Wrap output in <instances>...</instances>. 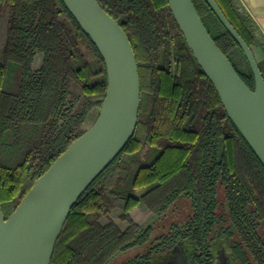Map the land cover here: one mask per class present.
<instances>
[{
  "label": "trees",
  "instance_id": "trees-1",
  "mask_svg": "<svg viewBox=\"0 0 264 264\" xmlns=\"http://www.w3.org/2000/svg\"><path fill=\"white\" fill-rule=\"evenodd\" d=\"M191 1L215 44L253 89L236 42L204 0ZM214 1L251 49L253 31L260 33L255 23L240 16L230 0ZM97 2L121 26L134 52L140 80L137 124L119 155L71 208L49 264H153L178 242L190 264H209L220 248L231 264H264V166L226 115L167 1ZM233 49L243 69L232 60ZM36 56L41 60L33 68ZM258 66L264 76V61ZM71 86L79 91V101L71 97ZM105 89L103 61L62 0H0V208L5 219L85 131ZM181 198L188 202L186 217L159 235L151 223L142 226L129 216L141 206L155 221L163 219ZM115 208L124 229L110 219L100 222Z\"/></svg>",
  "mask_w": 264,
  "mask_h": 264
},
{
  "label": "water",
  "instance_id": "water-1",
  "mask_svg": "<svg viewBox=\"0 0 264 264\" xmlns=\"http://www.w3.org/2000/svg\"><path fill=\"white\" fill-rule=\"evenodd\" d=\"M193 58L234 126L264 166V76L250 47L214 0H204L240 48L253 77L250 89L209 35L191 0H166ZM97 49L106 89L93 124L40 175L5 219L0 208V264H49L71 208L134 134L140 80L131 43L97 0H62ZM178 242L163 258L188 264ZM221 249L211 264L223 258Z\"/></svg>",
  "mask_w": 264,
  "mask_h": 264
},
{
  "label": "rangeland",
  "instance_id": "rangeland-1",
  "mask_svg": "<svg viewBox=\"0 0 264 264\" xmlns=\"http://www.w3.org/2000/svg\"><path fill=\"white\" fill-rule=\"evenodd\" d=\"M196 2L199 3L200 1L196 0ZM230 2L232 4L233 8L235 9V11L240 16H242L244 18H250V16L245 12V10H243V8H242V6L238 0H230ZM204 20H205L206 24L208 25V27L213 32H216V30H217L216 24L214 23V20L212 19L211 15L205 14ZM251 21L253 22L252 19H251ZM253 36H254V42H252L251 50L254 51V53L256 54V57L259 61V64L262 65V61L259 58L258 52H261L262 54H264V36H262L259 32H255V31H253ZM231 58L235 62V64L237 66H239L240 69H243L245 67L244 61H243L239 51L233 49L232 53H231ZM40 60H41L40 56H36V58L34 59L33 68H37L39 66ZM70 95L72 98L77 99L78 101L80 100L79 91L72 86L70 88ZM97 114H98V108L94 107L91 110V112L89 113L88 119L84 125L85 130L93 124V122L95 121V119L97 117ZM136 195L138 196L139 192H137ZM188 211H189L188 210V202L185 199L181 198L177 203H175V205L172 207V209L167 212V214L163 217V219L155 221L154 217L141 206L137 207V209H135L133 211L132 216H133V220L136 223L141 224L142 226H147L148 224L151 223L154 226V234L159 235L171 223H179V222L183 221L184 218L186 217ZM118 212H119V209L115 208L108 215L107 218H101L100 222L104 223V222H106L107 219L111 218L114 221H116L117 223H119L120 225H123V223H121L119 221V218L116 216V214ZM135 252L136 251H133L130 254L135 253ZM119 258L120 257H118L117 259H119ZM153 264H172V263H167L166 258L162 257L156 261L154 260Z\"/></svg>",
  "mask_w": 264,
  "mask_h": 264
},
{
  "label": "crops",
  "instance_id": "crops-1",
  "mask_svg": "<svg viewBox=\"0 0 264 264\" xmlns=\"http://www.w3.org/2000/svg\"><path fill=\"white\" fill-rule=\"evenodd\" d=\"M238 1L240 2L243 10H245V12L253 20V22L257 26L258 30L260 31L261 35L264 36V0H238ZM252 52H253V55H254L257 63L259 64V61L256 57V54L254 53L253 50H252ZM258 53H259L260 60L264 61V54H262L261 52H258ZM135 209H137V207L133 208L129 212V216L132 220H133L132 213ZM119 215H120V210L116 214V216L119 218ZM110 220L113 221L120 229H124L126 227V223L124 221H121L120 219H119V221L121 223H123V225H120L119 223H117L116 221H114L111 218H110ZM137 224H139V223H137Z\"/></svg>",
  "mask_w": 264,
  "mask_h": 264
},
{
  "label": "flooded vegetation",
  "instance_id": "flooded-vegetation-1",
  "mask_svg": "<svg viewBox=\"0 0 264 264\" xmlns=\"http://www.w3.org/2000/svg\"><path fill=\"white\" fill-rule=\"evenodd\" d=\"M221 249H223V248H220V249L216 250V252H215L214 256H212V258H211L209 264L212 263L213 258L217 255V253H218ZM223 252H224V256H223V258L219 259L218 262H217L216 264H231V263L228 262V259H227V256L225 255V250H224V249H223ZM187 261H188V260H187ZM188 264H190L189 261H188Z\"/></svg>",
  "mask_w": 264,
  "mask_h": 264
}]
</instances>
